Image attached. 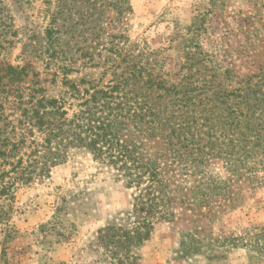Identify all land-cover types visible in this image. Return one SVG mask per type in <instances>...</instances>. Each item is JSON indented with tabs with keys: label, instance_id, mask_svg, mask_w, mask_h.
I'll list each match as a JSON object with an SVG mask.
<instances>
[{
	"label": "rangeland",
	"instance_id": "obj_1",
	"mask_svg": "<svg viewBox=\"0 0 264 264\" xmlns=\"http://www.w3.org/2000/svg\"><path fill=\"white\" fill-rule=\"evenodd\" d=\"M63 2L74 7L57 17ZM87 12L94 16L84 36L98 34L96 41H84L79 27L77 37L60 39L69 60L47 64L36 49L53 17L60 26L71 15L69 25ZM110 40L136 56L144 76L193 98L201 118L264 112V0H0V133L7 65L28 66L25 82L39 80L56 97L63 91L64 76H52L59 63L71 66L66 78L84 82L81 88L113 77ZM87 47L92 61L82 57ZM146 145L150 153L159 149ZM226 161L209 156L194 175L176 177L172 219L155 221L148 240L124 250V258L113 253L106 229L126 225L135 190L73 151L49 177L17 187L9 223L0 224V264H264V169Z\"/></svg>",
	"mask_w": 264,
	"mask_h": 264
},
{
	"label": "trees",
	"instance_id": "obj_2",
	"mask_svg": "<svg viewBox=\"0 0 264 264\" xmlns=\"http://www.w3.org/2000/svg\"><path fill=\"white\" fill-rule=\"evenodd\" d=\"M73 7L63 2L56 16L70 13ZM56 16L44 30V44L36 49L46 55L47 64L69 60L61 37L70 32L71 39L77 37L74 34L79 27L83 28L77 33L84 36L85 25L91 22L94 13H82L73 24L66 25L65 19L72 17L68 15L60 26L55 24ZM84 37V41L95 42L99 36L91 32ZM114 47L111 41L107 50L114 55L112 61L116 66L113 77L105 84L81 88L84 82L76 84L66 78L71 66L57 64L60 73L54 72L52 76L64 77L63 91L56 97L48 96L46 89L39 86V80L25 82L28 66L5 67L0 224L9 223L18 186L49 177L51 170L65 162L71 152H86L135 190L133 208L122 220L126 225L107 228L105 236L113 253L127 258L123 251L147 241L155 221L172 219L176 177L194 175L209 156H220L224 161L227 158L229 165L258 163L264 169V112L256 113L253 108L243 112L239 108L224 113L205 112L201 118L193 98L184 97L185 93L180 96V88L170 89L144 76L136 56L122 47ZM81 51L82 57L87 55L92 61L88 47ZM241 104L242 101L238 106ZM149 141L159 148L154 153L147 149ZM256 157L257 162L253 160Z\"/></svg>",
	"mask_w": 264,
	"mask_h": 264
}]
</instances>
